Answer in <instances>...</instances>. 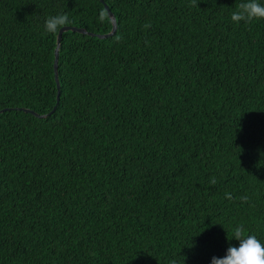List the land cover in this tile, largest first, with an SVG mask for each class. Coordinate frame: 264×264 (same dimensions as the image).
<instances>
[{
	"label": "trees",
	"instance_id": "1",
	"mask_svg": "<svg viewBox=\"0 0 264 264\" xmlns=\"http://www.w3.org/2000/svg\"><path fill=\"white\" fill-rule=\"evenodd\" d=\"M104 1L0 0V264H264V0Z\"/></svg>",
	"mask_w": 264,
	"mask_h": 264
},
{
	"label": "water",
	"instance_id": "2",
	"mask_svg": "<svg viewBox=\"0 0 264 264\" xmlns=\"http://www.w3.org/2000/svg\"><path fill=\"white\" fill-rule=\"evenodd\" d=\"M101 1L105 2L104 0H101ZM105 7L108 10V14H109V16H110V18L112 20V23H113V28H112V30L109 33H106V34H95V33L91 32V31H88L85 28H80V27H76V26H68V25L61 27L59 32H58V35H57V46H56V50H55V62H54L55 77H56L57 87L59 89L58 96H57V104L59 103L60 85H61L60 84V80H59V74H58V61H59V54H60V47H61V43H62L63 33L65 31H67V30H73V31H78V32L84 33V34L97 35L99 37L111 36L112 34H114L116 32V29H117V26H118L117 19H116L115 14L110 10L109 6L106 3H105ZM56 107H57V105L55 106V108ZM21 109H23L26 112L33 113L34 115H36L38 117H46L47 115L50 114V113H48V114H39V113L35 112L34 110H31V109H28V108H21ZM5 110H7V109L0 110V113L4 112Z\"/></svg>",
	"mask_w": 264,
	"mask_h": 264
}]
</instances>
